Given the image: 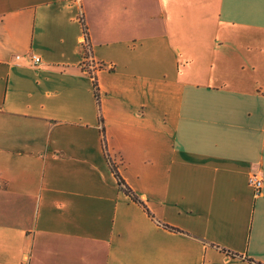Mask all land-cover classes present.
Wrapping results in <instances>:
<instances>
[{"label":"crops","instance_id":"obj_1","mask_svg":"<svg viewBox=\"0 0 264 264\" xmlns=\"http://www.w3.org/2000/svg\"><path fill=\"white\" fill-rule=\"evenodd\" d=\"M0 264H264V0H0Z\"/></svg>","mask_w":264,"mask_h":264},{"label":"built area","instance_id":"obj_2","mask_svg":"<svg viewBox=\"0 0 264 264\" xmlns=\"http://www.w3.org/2000/svg\"><path fill=\"white\" fill-rule=\"evenodd\" d=\"M83 48L85 50V53L88 54L89 53V46H88V42L85 40V37L83 36ZM16 59H19V57H16ZM29 61L34 64V65H38L40 63V59L34 55H30L29 56ZM83 68L85 70H87L91 75H95V72L104 68H109L111 69L110 65H100L97 64L95 62L92 61V59L88 56L85 59V62L83 64ZM248 185L251 187L252 191H253V195L259 196L262 188H263V183L261 181V179H259L256 175H251L248 178Z\"/></svg>","mask_w":264,"mask_h":264},{"label":"trees","instance_id":"obj_3","mask_svg":"<svg viewBox=\"0 0 264 264\" xmlns=\"http://www.w3.org/2000/svg\"><path fill=\"white\" fill-rule=\"evenodd\" d=\"M83 34H84L85 40L87 41V33H86L85 29L83 30ZM90 76L92 78V83H93V89H94V92H95V97L98 100V92H97V85H96L95 75H90ZM103 149L106 152V145H105V141L104 140H103ZM109 164L111 166V170L114 173V176L117 179V183L121 187V189L123 190V192L126 195H128L132 201H134L135 203H138V204L142 205V203L136 198V196L131 192V190L125 185V183L123 182V180L119 177L115 166L110 161H109Z\"/></svg>","mask_w":264,"mask_h":264}]
</instances>
